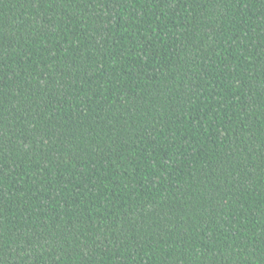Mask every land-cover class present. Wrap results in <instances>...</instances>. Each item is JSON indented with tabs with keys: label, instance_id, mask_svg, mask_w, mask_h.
<instances>
[{
	"label": "trees",
	"instance_id": "1",
	"mask_svg": "<svg viewBox=\"0 0 264 264\" xmlns=\"http://www.w3.org/2000/svg\"><path fill=\"white\" fill-rule=\"evenodd\" d=\"M0 264H264V0H0Z\"/></svg>",
	"mask_w": 264,
	"mask_h": 264
}]
</instances>
